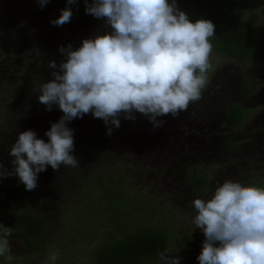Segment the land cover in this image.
<instances>
[{"label":"rangeland","instance_id":"rangeland-1","mask_svg":"<svg viewBox=\"0 0 264 264\" xmlns=\"http://www.w3.org/2000/svg\"><path fill=\"white\" fill-rule=\"evenodd\" d=\"M254 2L253 13L241 3L242 18L259 29L252 61L240 65L212 51L207 85L200 99L177 115L180 119L164 114L157 117L163 123L153 127L137 112L106 153L87 155L91 162L81 169L99 180L92 185L84 175L79 184L80 179H71V184L67 180L56 202L44 206L53 226L46 239L35 238L40 246L34 250L9 240V251L2 255L5 264H98L94 252L121 235L120 229L130 233L147 226L162 230L167 247L175 248L166 255L179 256V264H198L204 237L191 225V200L204 191H195L189 177L204 175L208 189L224 178L251 182L257 175L264 180V0ZM177 7L181 9L180 4ZM58 14L46 3L38 6L37 0H0V122L6 130L0 131V163L6 168H11L7 149L16 132L31 128L46 140L49 122L62 114L55 105L46 110L33 92L34 85L50 78L46 61L63 59L58 45L76 47L81 38L109 30L105 23L92 25L73 16L60 25L50 23ZM241 77L255 85L244 97L238 92ZM228 101L243 108L234 129L224 121ZM91 116L89 112L66 122L72 136L79 124L85 128L93 123ZM227 139L233 142L230 147L223 145ZM70 188L77 191L74 200ZM52 252L56 259L49 261ZM147 264L161 262L156 258Z\"/></svg>","mask_w":264,"mask_h":264},{"label":"clouds","instance_id":"clouds-1","mask_svg":"<svg viewBox=\"0 0 264 264\" xmlns=\"http://www.w3.org/2000/svg\"><path fill=\"white\" fill-rule=\"evenodd\" d=\"M47 0H37L43 7ZM65 0L50 23L71 16ZM84 11L102 18L109 30L80 39L78 46L58 45V63L46 61L50 78L33 87L38 102L61 115L49 122L42 139L34 130L16 132L7 149L11 168L0 163V177L15 175L26 190L36 185L46 166H77L72 153V129L66 123L91 112L106 126H119V117L146 116L153 127L200 99L211 68L214 24L209 18L190 20L177 0H84ZM192 227L203 233L198 264H264V186L224 178L191 200ZM12 229L0 223V255L9 251ZM157 251L161 264H179L180 257ZM49 261L56 259L50 253Z\"/></svg>","mask_w":264,"mask_h":264},{"label":"trees","instance_id":"trees-1","mask_svg":"<svg viewBox=\"0 0 264 264\" xmlns=\"http://www.w3.org/2000/svg\"><path fill=\"white\" fill-rule=\"evenodd\" d=\"M241 3L246 5L250 13H253L255 7L252 6V3L255 5L254 0H177V4L181 5V9L190 20L205 17L213 22L214 35L209 38L212 42V51L244 65L252 61L257 52L259 29L251 21L242 18ZM46 5L53 11H59L65 6V0H47ZM84 6V0H74L72 4L68 5L71 9V16L92 24H99L103 21L102 18H96L86 13ZM3 88L5 87L3 86ZM254 88L253 83L249 82L247 78L241 77L238 85L241 97L251 93ZM2 106L3 102L0 103L1 108ZM224 108V121L232 129L236 128L243 118V108L236 101H228ZM137 115L138 113L134 112L135 118ZM2 118L3 116L0 114V121ZM135 118L126 119L121 115L119 126L112 127L109 134L106 133V126L100 118L89 117L88 120L93 123L82 128L78 134L73 136L72 152L77 160V166L60 165L55 170L46 166L44 172L37 173L36 185L31 190H26L15 175L0 177V206H7L6 210L0 207V223L12 229L8 240L21 241L28 244L33 250L39 248L40 244L35 238L44 237L41 240L44 241L53 227L48 220L46 211L48 207L44 206H51L56 202V198L60 196L59 192H63V186L67 180L71 184V179H80L77 183H81V177L87 176L86 170L81 168L91 162L86 157L106 153L115 139L131 126ZM2 126L1 124L0 131H6ZM6 129L8 130V128ZM232 144L230 139L223 143L224 147H230ZM84 150L89 152L83 154ZM45 171L47 172L45 173ZM98 180L99 177L93 174L86 178L90 185ZM251 182L264 186V180L257 175L252 176ZM189 183L195 191L203 192L208 189L207 179L202 174H192L189 177ZM70 189L72 199L74 198L73 194L77 191L75 188ZM68 198L70 197L68 196ZM8 207L9 209H7ZM120 230L121 235L111 238L94 252L98 264H147L157 258V251H162L167 247L166 235L158 228L147 226L130 233L123 229ZM184 241L188 243L189 239L184 237ZM0 264H5L2 255H0Z\"/></svg>","mask_w":264,"mask_h":264},{"label":"flooded vegetation","instance_id":"flooded-vegetation-1","mask_svg":"<svg viewBox=\"0 0 264 264\" xmlns=\"http://www.w3.org/2000/svg\"><path fill=\"white\" fill-rule=\"evenodd\" d=\"M76 19V18H75ZM84 22V21H83ZM86 23H88V22H86ZM102 23H104L103 21L101 22V23H99V24H92V23H90V24H92V25H101ZM204 103V101H202V104ZM179 116H175L174 118L176 119V118H178ZM182 118V117H181ZM178 119H180V118H178ZM183 121V120H182ZM79 124V123H78ZM82 129V125H80L79 124V126L78 127H76L74 130H73V132H74V134H78V132L80 131Z\"/></svg>","mask_w":264,"mask_h":264}]
</instances>
